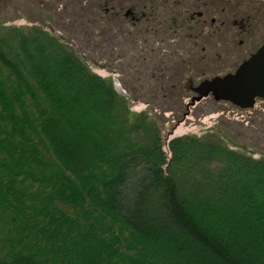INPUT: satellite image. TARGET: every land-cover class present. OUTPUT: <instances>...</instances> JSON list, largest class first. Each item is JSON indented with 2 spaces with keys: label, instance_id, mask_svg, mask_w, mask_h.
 Here are the masks:
<instances>
[{
  "label": "trees",
  "instance_id": "16d2710c",
  "mask_svg": "<svg viewBox=\"0 0 264 264\" xmlns=\"http://www.w3.org/2000/svg\"><path fill=\"white\" fill-rule=\"evenodd\" d=\"M33 1L76 50L35 26L0 34V264H264V158L221 131L176 137L168 156L150 116L80 53L113 56L130 100L177 119L180 59L120 48L106 0ZM235 125L246 150L249 128Z\"/></svg>",
  "mask_w": 264,
  "mask_h": 264
},
{
  "label": "flooded vegetation",
  "instance_id": "af4514ba",
  "mask_svg": "<svg viewBox=\"0 0 264 264\" xmlns=\"http://www.w3.org/2000/svg\"><path fill=\"white\" fill-rule=\"evenodd\" d=\"M104 13L139 56L179 58L190 74L214 73L195 82L184 72L191 98L192 88L234 73L264 42V0H106Z\"/></svg>",
  "mask_w": 264,
  "mask_h": 264
},
{
  "label": "rangeland",
  "instance_id": "374dc122",
  "mask_svg": "<svg viewBox=\"0 0 264 264\" xmlns=\"http://www.w3.org/2000/svg\"><path fill=\"white\" fill-rule=\"evenodd\" d=\"M53 2H55V0ZM33 3V0H28L26 2L19 0L18 4H21L22 8H20L19 5H10L4 9L0 7V34L3 33L5 29H26L35 26L48 32L61 42L68 41L70 38L69 36H71L70 33H65L58 30V24L61 23L59 16L47 10L42 11L41 8L36 6V3ZM49 4L52 5V3ZM35 20H37V22H34ZM81 39L83 38L80 37L79 40ZM259 41L260 40H256L257 43ZM68 44L73 47L74 50H76L75 45L71 41H68ZM83 44H85V42H83ZM90 47H88V49H90ZM121 47L123 49L127 48L125 43H123L120 48ZM233 47L234 49H237L238 43L236 42L235 46ZM120 48L118 51H120ZM80 55L83 57L85 63L93 73L112 81L115 90L119 94L126 97L128 101V107L133 113L145 112L150 116V119L154 121V123L160 129L163 150L168 156V143L176 137L195 136L198 138L207 134H213L221 131V133L225 132L228 134V137L224 138L223 141L230 149L244 151L256 159L261 157L264 158V153L259 149V147H262V142H260L262 134L257 130L256 126L258 123V118H261L259 113L264 112V100H257L254 108L243 110L236 108L226 102H215L211 97H207L199 102H196L195 104H191V94L187 93V97L183 101L186 107L184 108V114L181 113L179 116L180 118L178 117L177 119L170 113L161 115L155 111H150V108L142 102L130 100L127 93L120 84L121 77H123L124 80L129 81V76L126 75V73L122 75L115 72H109L107 68L109 66L112 68H117L118 61H114L113 56L105 60L99 57V53L96 50L92 49V51L89 53V56H93L95 58L96 61L93 62L91 59L84 58L82 53H80ZM154 60L148 62L150 67L153 66ZM230 60L233 61L235 59ZM123 62L125 63L121 64H123V68L126 71L128 67L127 65L129 63L127 59L123 60ZM182 62L179 61L180 65H177H179L180 69L185 68V75L191 78L194 77L195 82H199L205 77L209 78L214 75V73L211 72H205L203 75L195 72V69H192L190 74L188 73L190 69L185 67L186 64H183ZM135 63L138 64L139 61ZM183 84L187 85L185 81ZM235 122H243L244 126L249 128L246 142H248L250 146L246 148V150L241 149L239 145L235 143L238 135V132H236L237 126L235 125ZM238 138L241 139L240 137Z\"/></svg>",
  "mask_w": 264,
  "mask_h": 264
},
{
  "label": "water",
  "instance_id": "95a60500",
  "mask_svg": "<svg viewBox=\"0 0 264 264\" xmlns=\"http://www.w3.org/2000/svg\"><path fill=\"white\" fill-rule=\"evenodd\" d=\"M191 104L212 96L239 109H252L256 99L264 100V42L234 73L204 80L192 88Z\"/></svg>",
  "mask_w": 264,
  "mask_h": 264
}]
</instances>
